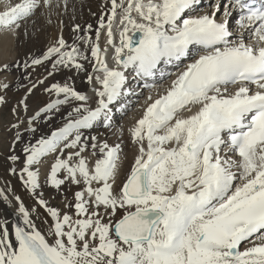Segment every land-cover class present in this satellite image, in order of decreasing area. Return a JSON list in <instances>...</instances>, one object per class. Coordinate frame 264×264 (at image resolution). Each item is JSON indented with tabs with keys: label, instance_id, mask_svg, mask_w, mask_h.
<instances>
[{
	"label": "snow or ice",
	"instance_id": "1",
	"mask_svg": "<svg viewBox=\"0 0 264 264\" xmlns=\"http://www.w3.org/2000/svg\"><path fill=\"white\" fill-rule=\"evenodd\" d=\"M59 8L66 0H21L0 27L27 36L37 13ZM92 15L0 68L19 74L0 82L12 116L0 264H264V0H107ZM81 73L95 106L72 82ZM40 89L50 99L33 108ZM133 104L126 167L123 141L91 130Z\"/></svg>",
	"mask_w": 264,
	"mask_h": 264
},
{
	"label": "bare ground",
	"instance_id": "2",
	"mask_svg": "<svg viewBox=\"0 0 264 264\" xmlns=\"http://www.w3.org/2000/svg\"><path fill=\"white\" fill-rule=\"evenodd\" d=\"M17 2H21V0H0V13L6 11L11 6H14V4ZM61 2L63 3L64 0H61ZM66 3V12L63 8H59L50 15L43 12L37 13L33 17L35 27H33L31 22L29 23V34L27 36L25 35L24 30H20L19 32H17L13 28L0 27V49L13 47L14 45V55L12 57H5V55H2L0 60V67H3L5 63L7 64L9 62H16L21 58L28 56L29 54H37L41 52L44 49L47 40L55 37L61 30L65 39H71L74 35V33L72 32V25L74 23L82 25L85 23H91L95 25L97 23V20L92 15V13H96L97 15H99L101 10L105 9L107 0H66ZM9 30L11 32L13 30V33H15L14 37H12L13 39L8 38L10 37ZM100 44L101 47H104L105 36L103 33H101L100 36ZM107 56L109 64H111L113 56L111 48H109ZM173 71H175V69H173ZM37 72L42 71L38 68ZM43 74L44 73L42 72V75ZM57 78L59 80H62L63 74L57 75ZM72 82L78 91L86 93L90 97H92L91 103L93 106H95V93L93 91L94 86H90L88 84L85 79V74L81 73L79 75L73 76ZM167 83L168 82H165L164 87H167ZM144 94L147 95L146 90ZM9 95H11V93H9ZM35 97V94L34 96L30 97L29 102H31V100H33ZM140 102L143 103V99H141ZM73 106H75V104H73ZM35 107L36 106H33V108ZM118 107L119 106H117V108ZM68 110H70V108L65 109V115ZM114 111V123L112 124V126L104 127L98 124L93 130H91V134L98 136L102 140H106L110 145L121 143L122 140V147H124L123 154L127 156V167L132 163V158L135 154V146L131 141L129 129L132 127L135 121L140 118V116L142 115V110H137V107H135L134 112H131L127 117H125L126 119L122 122H119L118 120L123 114H121L117 110ZM1 123L2 124L0 125H4L5 122L2 120ZM62 123L63 121L57 118L53 120L51 124L41 125V131L45 134H50L52 130L61 127ZM10 135V133H7L4 130L3 126H0V178L7 176L6 169L8 166V162L6 160V157L9 153L8 146L12 143V141L8 140ZM16 150L19 151L18 146ZM52 159L53 157L50 155L43 162V164L41 165L42 174L48 171V165L52 162ZM9 179L12 180L13 186L15 187L17 193L20 194L27 203H31L32 201L30 197L23 191L22 188H20L19 182L16 181L13 177H9ZM54 203L60 205L61 207L63 206L61 203V198L59 196L55 198ZM0 213H4L9 216L11 215V212L6 209L2 203H0Z\"/></svg>",
	"mask_w": 264,
	"mask_h": 264
},
{
	"label": "rangeland",
	"instance_id": "3",
	"mask_svg": "<svg viewBox=\"0 0 264 264\" xmlns=\"http://www.w3.org/2000/svg\"><path fill=\"white\" fill-rule=\"evenodd\" d=\"M13 32H14L13 30H12V32L11 31L9 32V36L10 37H8V38L14 37L15 33H13ZM0 39H1V37H0ZM0 51H2V52H0V60H1L2 55H5V57H8V56L9 57H12L14 55V45H13V47H7L5 49L4 48H1ZM37 54H39V53H37ZM14 63L15 62H9L7 64L5 63L4 65H12ZM0 68H2V67H0ZM39 69L44 73L43 75H46V72H45V70L43 68H39ZM37 71H38V68L36 69V72H35L34 75H36V76H43L42 75V72H37ZM18 75L19 74L17 72L11 71V70L6 71V72H0V82H3V81H7L8 82L9 81V82L15 84L17 82ZM56 81H60L57 78V75L53 79L52 78H49L48 83H52V82H56ZM146 92H147V90H146ZM35 95H36V97L33 100H31V102H29V104L31 105V107L37 106V104H42L44 102H47L50 99V97L48 95L44 94L43 89H40V90L36 91L35 92ZM144 95H146V94H144ZM53 97H51V98H53ZM16 98H18V97H16ZM141 99H144V96H141L140 97V100ZM135 107H136V105L134 104L132 110L129 111L126 115H122L119 118L118 121L119 122L124 121L126 119L125 117H127L131 112H134V108ZM2 120L5 122L4 125H0V126H3V128H5V126H6V124H7L8 121H11L12 120V116L9 113V109L7 107L3 109L2 113H0V124H2L1 123ZM7 133H9V132H7ZM8 140L12 141L11 140V135H10V137H9ZM123 149H124V147H123Z\"/></svg>",
	"mask_w": 264,
	"mask_h": 264
}]
</instances>
